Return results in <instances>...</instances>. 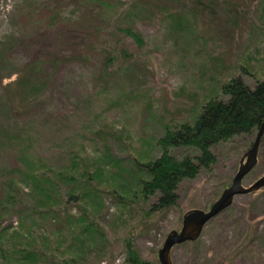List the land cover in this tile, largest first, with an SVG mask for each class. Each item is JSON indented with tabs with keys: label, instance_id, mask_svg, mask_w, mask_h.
I'll return each mask as SVG.
<instances>
[{
	"label": "rangeland",
	"instance_id": "374dc122",
	"mask_svg": "<svg viewBox=\"0 0 264 264\" xmlns=\"http://www.w3.org/2000/svg\"><path fill=\"white\" fill-rule=\"evenodd\" d=\"M47 1L0 0V43L10 34L41 23L47 25L51 20L54 26L58 21L69 24L77 19L75 5L91 6V2L82 0H57L59 15L49 19L47 6L39 7V2ZM118 1L120 10L132 0ZM245 3V7L234 12L235 28H229V19L226 24L216 20L209 31L200 23L195 28L200 36L187 39H175V33L167 32L165 20L169 18L157 15L134 21L132 26L142 36L144 47L123 66L116 63L103 70L102 62L90 58L89 64L78 55L57 65L42 97L20 113L17 125L21 124L24 131L9 137L0 133V204H5L6 181L13 186L15 196L24 195L29 191L24 174L28 170H48V174L56 171L65 162V149L69 146L78 169L86 161H100L102 172L94 179L99 187L106 190L111 185L125 197L137 191L134 177L139 172L135 163L158 154L154 142L164 127L191 119L204 98L219 93V82L230 75L239 74L248 85L255 79L264 80V0ZM35 7L39 11L31 15ZM103 14L108 18L102 22L105 27L100 37L112 44L118 36L133 51L132 39L114 28L130 23L118 17L120 13L106 9ZM73 45L85 53L76 43ZM40 46L49 49L42 43L31 53ZM26 54L25 47L19 44L12 49L11 58L20 63ZM242 69L248 74L240 72ZM4 76L5 82L12 78ZM252 138L236 135L214 145L211 149L215 160L210 167L200 169L193 178L183 179L176 188L175 205L153 214L146 216L142 210L147 202L123 208L110 194L102 192L96 215L101 236L94 238L85 252H74L73 257L83 264H125L123 239L130 237L144 264H159L156 253L165 234L179 229L183 212L207 209L229 185L248 148L246 143ZM168 150L177 157L196 153L190 147ZM256 158L253 170L241 179L244 186L264 173V135ZM87 167L89 171L94 169ZM76 171L81 170L75 167L72 173L76 175ZM79 203L89 207L85 200ZM226 209L203 226L196 242L171 248L172 264H264V186L235 195ZM71 212L77 213V208ZM17 220L12 211L2 213L0 228L7 225L9 230L16 229ZM39 221L47 225L45 220ZM25 223L30 225L29 221ZM46 228L47 231L36 229L39 242L47 240L52 255H59L66 240Z\"/></svg>",
	"mask_w": 264,
	"mask_h": 264
},
{
	"label": "trees",
	"instance_id": "16d2710c",
	"mask_svg": "<svg viewBox=\"0 0 264 264\" xmlns=\"http://www.w3.org/2000/svg\"><path fill=\"white\" fill-rule=\"evenodd\" d=\"M82 1L91 2V6L75 5L77 19L71 23L58 21L54 26L50 24L54 22L51 20L47 25L41 23L18 34H10L0 43V129H3L0 133L5 137L24 131L21 124L20 127L17 125L20 113L31 108V103L38 102L46 91L55 67L63 61L78 55L90 64V58H94L102 62L101 68L105 70L113 64L123 66L134 60V52L138 53L144 47L142 36L132 26L134 21L157 15L163 19L169 18L165 20L167 32L175 33V39H187L192 35L200 36L195 30L200 23L209 31L216 25V20H221L219 24H226L229 19V28H235L234 12L246 5L245 0H132L119 10L117 5H121V2L118 0ZM56 2H39V7L47 6L49 19H56L59 15L60 6ZM39 7L32 9L31 15H36ZM106 9L110 13H120L118 17L130 23L114 28L132 39L133 51L118 36L112 44L100 37L105 27L102 22L108 18L103 14ZM39 42L47 44L49 49L40 46L31 53L32 48L40 45ZM73 42L85 53L75 49ZM19 44L25 47L28 54L24 61L14 63L11 52ZM240 72L248 74L244 69ZM4 74L12 78L5 82ZM218 92L205 97L191 119L179 120L163 128L162 135L154 142L158 154L133 165L141 175L134 177L138 189L132 190L128 197L119 194L111 185L105 190L96 184L95 176L102 172L97 158L84 162L78 169V163L71 159V146L65 149V162L56 171L48 174V170H28L24 174L29 189L24 195L15 196L13 186L6 181L7 190L3 193L5 204H0V216L12 211L18 220L16 229L9 230L10 226L7 225L0 228V264H83L73 257V253L85 252L92 240L101 236L96 215L98 208H101L100 197L104 191L123 208L147 202L146 208L142 209L146 216L175 205L178 184L183 179L193 178L200 169H207L214 162L211 149L214 145L236 135L251 137L264 120V80L255 79L252 85H248L239 74L230 75L219 82ZM250 143L248 141L246 146L249 147ZM176 147H190L196 153L177 157L168 150ZM87 166L94 169L89 171ZM75 167L81 170L76 171V175L72 173ZM80 200H85L89 207L81 206ZM72 208H77L78 212L72 213ZM39 218L45 220L47 225L41 223ZM25 221H29L30 225L27 226ZM46 226L66 240L58 250L59 255H52L47 240L39 242L36 229L47 231ZM196 241L197 238L186 242ZM123 249L125 264H144L130 237L123 239Z\"/></svg>",
	"mask_w": 264,
	"mask_h": 264
},
{
	"label": "water",
	"instance_id": "95a60500",
	"mask_svg": "<svg viewBox=\"0 0 264 264\" xmlns=\"http://www.w3.org/2000/svg\"><path fill=\"white\" fill-rule=\"evenodd\" d=\"M263 133L264 120L259 123L249 147L242 154L229 185L222 189L219 196L207 209L191 208L183 212L179 229L170 230L165 234L156 253L159 264H172L170 258L171 248L174 245L196 239L200 235L203 226L221 211L226 209L232 203L235 195L247 194L264 186V173L247 186L241 183L242 177H244L256 163V153Z\"/></svg>",
	"mask_w": 264,
	"mask_h": 264
}]
</instances>
